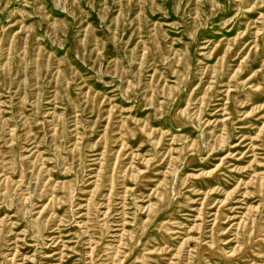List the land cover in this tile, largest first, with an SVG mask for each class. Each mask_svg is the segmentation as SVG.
Segmentation results:
<instances>
[{"label":"rangeland","instance_id":"1","mask_svg":"<svg viewBox=\"0 0 264 264\" xmlns=\"http://www.w3.org/2000/svg\"><path fill=\"white\" fill-rule=\"evenodd\" d=\"M0 264H264V0H0Z\"/></svg>","mask_w":264,"mask_h":264}]
</instances>
